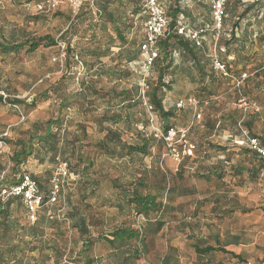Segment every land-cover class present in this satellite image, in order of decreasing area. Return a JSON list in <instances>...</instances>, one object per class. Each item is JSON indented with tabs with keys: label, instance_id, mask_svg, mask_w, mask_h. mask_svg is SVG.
<instances>
[{
	"label": "rangeland",
	"instance_id": "1",
	"mask_svg": "<svg viewBox=\"0 0 264 264\" xmlns=\"http://www.w3.org/2000/svg\"><path fill=\"white\" fill-rule=\"evenodd\" d=\"M41 1L43 0H0L1 42L24 43L45 36L58 42L54 47L42 44L34 53L28 52L26 47L18 54H4L0 51V91L10 96L11 102H22L16 108L13 103L8 105L0 101V136L9 133L7 139L14 141L25 137L22 134L31 129L34 123H43L50 119L61 118L65 123L64 127L72 133L76 132L77 123L83 124L89 134V138L84 140V152L95 164L89 172V178L99 183L95 182L93 194L85 200L84 195L92 190L87 183H83L81 176H76V180L66 184L61 200L55 205L46 206L40 212L41 216L46 213L48 218L57 217L61 221V225L47 229L45 236V240L50 241L62 253L61 258L54 256L52 251H46L40 256L39 250H36L26 254L23 261L17 264H59L64 260L85 264L81 258L84 238L78 230L71 228L70 218H67V214L73 209H79L92 221L91 237L94 247L88 253V259L94 261L92 264H119V261H123L122 257L116 256L118 252L109 257L112 249L103 238L111 230L129 226L141 232L140 241L132 242L139 252V258L134 259L132 264H167L158 258L164 254L166 243L170 246V236L177 232L176 223L171 221L180 216L200 219L198 214L209 212L211 206L200 203L201 198L213 189L220 192L219 194H230V202L227 204L230 203L235 208L222 223L210 220V224L214 226L213 231L234 233L242 244L245 242L250 246L243 251L240 260L232 256L223 255L219 258V255H212V264H263L264 169L258 168L263 163L247 152L248 147L237 145V141L240 140L238 132L241 128L246 129L242 125L246 121L251 122V131L264 142V3L250 11L248 8L253 0H230L229 9L237 6L236 13L229 11L220 31L212 21L209 30H215L216 34L214 31L210 32L211 35L206 32L202 34L203 43L206 44L202 45L206 46L210 62L205 67V72L210 74V77L205 76V85H202V77L193 68L191 61L175 56L176 66L169 71L170 76L166 80L172 86V91H165L164 106L166 110L175 111L176 116L170 124L177 129L189 130L190 140L198 146L192 159L179 163L168 155L165 144L154 137L156 129L164 131L163 121L147 109V126L141 123L136 127L156 140L149 155L119 160L101 153L93 146L94 142L104 137L96 121L103 114L104 105L96 103L98 110H87L89 101H85L84 96H91V93L82 86V82L86 81L90 86L105 92L113 87L119 91L132 88L136 84L139 87L145 84L147 90L148 81L157 82V72L153 66L147 68L141 48L145 39L144 24L147 16L131 13L133 6L128 1L110 5L109 10L115 14L118 28L123 31L128 42L124 47V43L117 37L113 23L105 15L100 17L95 0H80L81 8L76 14L67 5L53 14L38 13L34 6ZM199 1L202 0H192L197 7L198 16L204 21V7ZM161 2L166 12L175 4V0ZM244 10L247 13L241 16ZM194 30L205 31L203 27ZM252 33L255 46L253 48L249 40L250 53L247 57L246 37ZM225 42L229 45H224ZM61 46L65 48L64 65L55 61L61 53ZM121 49L125 53H132L137 59L130 63L125 58L119 60L117 56ZM238 52L241 53L240 60L237 58ZM215 59L227 64L231 77H225L214 70ZM80 63L85 70L81 69ZM117 65L123 72L122 80L96 75L97 70L102 67ZM244 73L247 79L239 90L234 79ZM34 97L38 98V104L30 110ZM190 98L193 102L189 103L187 100ZM180 101H184L183 107H176V103ZM61 105L70 109H61ZM21 114L25 116V120ZM198 114H201V118L197 117ZM231 116L238 121L235 126L229 121ZM140 118L137 113V119ZM108 126L120 129L124 142H134L132 137L136 135L131 132L126 122L117 127L112 123L106 124ZM13 147L12 144L9 145L12 148L11 154ZM11 154L0 155L3 164L8 165L5 171L7 175L14 172L13 164L9 162ZM69 159L76 166V161L72 157ZM212 164H215L214 169L209 172ZM28 165L30 170L21 167V171L39 180L47 193L57 164H40L33 158ZM254 170H258V174L252 173ZM201 175L211 176L215 182L208 184ZM114 181L118 185L125 184L131 190L136 188L134 185L137 182L141 194L158 196L165 206L161 216L169 224V232L161 237L147 235L146 226L153 218L148 219L144 215L140 220L134 206L126 207L122 204L124 207L120 211L109 205L105 207L107 200L116 198L118 201L115 195L118 190L113 186ZM138 181H142L141 186ZM169 187L175 189L171 197H167L162 190ZM11 212L20 227L33 224L32 221L28 222L26 209L20 203L14 202ZM201 228L202 233L204 228ZM46 243L43 245L45 248ZM35 244L38 246L37 241ZM46 254L53 256L48 259ZM207 259L205 256L199 264H205Z\"/></svg>",
	"mask_w": 264,
	"mask_h": 264
},
{
	"label": "trees",
	"instance_id": "2",
	"mask_svg": "<svg viewBox=\"0 0 264 264\" xmlns=\"http://www.w3.org/2000/svg\"><path fill=\"white\" fill-rule=\"evenodd\" d=\"M124 1H128V3L133 6L131 13L136 16L145 15L148 17V14L145 13L143 3H141L142 0H95L96 4H98V13L100 14V17L105 15L113 23L117 37L122 41V43H124L123 46L125 47L128 42L124 37L123 31L118 28V21L115 14L109 10L110 5L115 3L122 4ZM182 1L183 0H175V4L169 8L168 12H166L169 19L168 31L165 37L158 41L157 46L159 49V55L152 65L157 72V82L151 83L148 81L147 90L145 91L148 103L152 108L150 112L163 121L164 132L175 128L172 124H170V121L174 120L176 116L175 111L166 110L164 106L165 91H172V86L170 83H166V80L168 79L167 77L170 76L169 71L173 70L176 66L175 56H181L182 59L186 58L187 61L192 62L193 68L197 70L199 76L202 77L200 79L202 85H205V76L208 75V77H210V74L205 72L206 64L209 62V54L207 53L206 46L202 45L204 41L203 35L201 36V44L198 46L196 45V42L191 39V32H187L186 28H184L185 32L183 34L179 33L181 26L178 25V19L181 15L186 16V12H183L182 10ZM229 2L230 0H227L223 23L227 18L229 11L233 14L236 13L237 6L229 9ZM262 2L264 3L263 0H253L248 10L253 11V8L259 6ZM262 10L264 18V6ZM246 13L247 11L244 10L243 15L241 16L246 15ZM42 44L46 47H54L57 46L58 42L48 36L40 37L37 40H29L24 43H6L0 41V51L4 54H18L26 47L28 52L34 53L41 47ZM223 44L226 46L229 45L227 42ZM117 57L119 60L125 58L127 63L134 62L137 59L135 55L130 52L125 53L123 49H121ZM80 64L82 65L81 68L83 67L85 70L84 65L82 63ZM96 75L101 77L108 76L122 80L123 72L119 70L117 65L115 67H102L97 70ZM82 86L85 89H88L87 91H90L91 93V96H84L85 101H89L87 110H92V108L94 111L98 110L99 107H95L96 103L104 105L103 114L96 120L99 125L100 132L104 134V137L94 142L93 146H95L101 153L119 160L126 159V157L133 159L134 156L145 157L149 155L156 140L153 136L148 137L144 132H140L136 127L141 123L145 124L144 126L146 127L149 122L146 112L147 108L144 106L142 95H140L141 87L136 84L132 88H124L120 91L117 90L116 87H113L105 92L90 86V84L86 81L82 82ZM202 90L205 92V87H203ZM0 100H2L1 97ZM191 100L192 99L190 98V100L188 99L187 101L190 103ZM11 103L16 105L22 104L20 100H13ZM178 103H176V107ZM37 104L38 98L34 97L33 101L30 103V110H33ZM60 108L65 109L67 107L61 105ZM67 109L70 108L68 107ZM137 113L140 114V119H137ZM224 120L227 121L226 118H224ZM229 121H231L234 126L238 122L233 116H231ZM125 122L131 132L136 135H133L132 137L134 141L133 143L123 141V133L120 129L113 128V126L106 127V124L108 123H112V125L117 127ZM64 125L65 123L61 120V118L50 119L43 123L37 122L33 124L31 129L26 130V132L22 134L26 138L20 137L16 141H9L6 139L9 145L12 144L14 146L13 152L9 157V162L13 164L12 169L14 172L11 175H7L5 171L7 170L8 165L3 164L2 156H0V175L2 173H6L5 177L0 180V192L3 189H10L12 186L22 182L21 180L23 176L29 173L26 174V172L21 171V167L27 159L33 155V157L40 164H44L46 162L58 164V160L68 163L71 173L75 177L81 176L83 183H87L92 190L89 194L84 195V199L87 200L90 197V194H93L95 190L94 187L96 185L95 182L98 184L99 181L89 178V172L93 169L95 164L92 160L86 157L84 152L83 145L84 140L89 138L88 131L85 126L80 123L76 124L75 133H72L67 127H64ZM242 125H244V128L246 129L241 128V131L238 132L240 139H243V130H247L251 138L256 140L258 139V137L251 131V122L244 121ZM258 141L264 146V142L262 140V142L259 139ZM244 146L249 148L247 144ZM197 150L198 146L196 147L195 153ZM247 152L253 154L254 158H258L263 163L258 168L264 169V161L258 157V154L250 148ZM194 156L185 159H192ZM69 157H72V159L76 161V166H73ZM248 171L252 170L248 169ZM258 172V170H254L252 173L258 174ZM31 177L38 182L42 194L48 197L47 195L51 191L52 178L50 179V188L46 193V190L43 189L40 181L32 175ZM201 177L205 179L211 178V176L206 175H201ZM138 182L141 186L142 181ZM113 183V186L119 191L118 195L125 194L126 197L128 195L127 205L129 207L134 206V210L137 211L139 216L145 215L148 219L158 218L161 216L165 206L163 205V202L160 201L158 196L141 194L138 190L139 188H137V182L134 185L136 188L133 189V191L128 189L129 187H125V184L118 185L116 181ZM65 186L66 185H64L61 191L58 202L63 197L62 193ZM162 190L163 193H166L167 197H171L175 192L174 187H169L168 189L164 188ZM14 202L20 203L24 207L21 198L9 197L3 200V198L0 197V264H17L21 260L23 261L26 254L33 253L36 250H39L40 256H43L46 251H52L54 256L61 258L62 253L57 250L56 246L50 244V241L45 240L47 229L55 228L56 226L61 225L60 219L57 217L48 218L46 213L44 216H41L40 212L48 206L45 205L43 209L39 211L38 218L32 225L29 224L26 227H20L11 212V207ZM70 212L71 213L67 214V218H70L71 228L78 230L80 235L84 238V249L82 250L81 258L85 261V264H92L94 261L88 259V253L94 247V240L91 237L92 221L79 209H73ZM28 222L31 221L29 220ZM22 232H24V234H22ZM140 239L141 232L139 229L130 226L128 228H116L103 238L112 250L118 252L116 256H119L120 258L122 257V264H132L139 258L138 248L133 246L132 242L140 241ZM36 241L38 242V246L35 244ZM45 243L47 245L46 248L43 247ZM212 251H220L225 254L229 253L233 258H237L239 260L242 258L241 255L228 252L222 247L216 248L213 245L206 246L204 248L197 247L196 249V252L201 255L210 254ZM53 255L46 254L48 259H51ZM57 262H59L58 259ZM59 264L63 263L59 262Z\"/></svg>",
	"mask_w": 264,
	"mask_h": 264
},
{
	"label": "built area",
	"instance_id": "3",
	"mask_svg": "<svg viewBox=\"0 0 264 264\" xmlns=\"http://www.w3.org/2000/svg\"><path fill=\"white\" fill-rule=\"evenodd\" d=\"M145 13L148 14V20L145 25V41L142 44V54L144 56L146 66L149 69L153 64L156 58L159 55L158 41L165 37L168 26L169 19L164 7L161 4V0H142ZM227 0H211V11L214 26L219 31L221 30L224 16H225V6ZM80 0H43L35 4V10L38 13L43 14H53L63 6H69L71 10L76 14L80 11L81 8ZM185 29L181 28L179 30L180 34H183ZM204 31H192L190 37L196 42V45L200 46L201 36ZM220 32H218L219 34ZM219 36V35H218ZM62 50L55 61L60 62L64 65L66 59L65 48L61 46ZM213 68L215 71L223 74L225 77H231V71L229 70L226 63L219 61L218 59L214 60ZM84 70V68H81ZM148 73V72H146ZM147 77V76H145ZM246 74L239 75V78L234 79V84L236 88H240L243 83L246 81ZM146 79L144 78V83ZM145 84L142 85L140 90V95H142L144 106L147 110L151 111V106L148 103V99L145 95ZM0 97L2 101L6 104L11 103L10 96L6 95L4 92L0 91ZM191 102H193L191 100ZM197 104V103H195ZM11 105V104H10ZM13 105V104H12ZM184 101H180L177 106L183 107ZM14 107H18L16 104ZM22 115V114H21ZM198 118H201V114H198ZM22 119L25 120V116L22 115ZM152 122L154 117L152 115ZM243 130V129H242ZM9 133H5L0 136V155L1 154H11L12 148H9V144L6 139ZM243 139L237 141L239 146L248 145L250 149L255 151L258 154V157L264 161V146L258 141V139H253L249 136L247 130L242 131ZM154 137L162 141L167 148L168 155L177 162H183L185 158H191L194 156L197 144L190 140L189 130L187 129H170L167 132H164L161 129H156ZM6 173L0 175V180L5 177ZM52 186L51 191L46 197L42 194L39 184L34 180L31 175H24L22 182L12 186L10 189H3L0 192V197L4 199L9 197L21 198L26 209L28 219L32 222L36 221L39 215V211L43 209L45 205H53L58 202L60 198L61 191L64 185L68 184L71 180H76V177L71 173L68 163L58 160L57 167L52 176ZM143 216H139L140 220ZM63 264H75L68 260H64ZM248 264H252L249 262Z\"/></svg>",
	"mask_w": 264,
	"mask_h": 264
},
{
	"label": "crops",
	"instance_id": "4",
	"mask_svg": "<svg viewBox=\"0 0 264 264\" xmlns=\"http://www.w3.org/2000/svg\"><path fill=\"white\" fill-rule=\"evenodd\" d=\"M196 2V0H195ZM200 4L204 7L203 9V16H204V21L198 16L197 12V7L193 4L192 0H183L181 2L182 10L183 12H186V16L181 15L178 19V25H180L181 28H186L187 32H192L195 31L194 28L198 27H203L205 29V32L208 33L209 35L211 31L215 30H209L210 29V24H212L213 17H212V11H211V2L209 0H202L199 1ZM142 3V1H141ZM174 5V4H173ZM194 6V7H193ZM148 19V17H147ZM182 21H184L182 24ZM147 22V21H146ZM146 22L144 24V28L146 25ZM209 22V23H208ZM216 34V32H215ZM252 43V47L254 48L255 43H254V34H247L246 37V42H247V57H249L250 53V43ZM206 45L205 43H203ZM246 53H243L245 55ZM238 60L241 58V53L238 52L237 55ZM2 101V100H0ZM3 102V101H2ZM28 137V136H27ZM17 140V139H16ZM14 140V141H16ZM238 145V144H237ZM243 147V146H240ZM33 155L30 156L27 161L24 163L22 167H25L26 170H30L31 167H29L28 162L29 160L33 159ZM35 159V158H34ZM36 160V159H35ZM37 161V160H36ZM38 162V161H37ZM214 165L212 164L209 167V172H211L214 169ZM31 172H34L31 170ZM212 178V177H211ZM211 178H206V182L209 183H214L215 181ZM205 179V178H204ZM217 181V179H216ZM219 183V182H218ZM133 191V189H132ZM220 192H217L216 189H213L209 194L205 195V197L201 198L200 203H205V204H211L209 212L205 213H200L198 214L200 219H195V218H183L180 216L177 220H168L171 222L176 223L175 226H177V232L176 234L173 231V235L170 236V246L168 243H166L164 254L160 256L158 259L162 262L165 261L167 264L172 263V264H199V261L203 260L205 256H207V260L205 264H212V255H219L224 257L231 256L229 253L225 254L220 251H212L210 254L206 255H201L196 252L197 247L204 248L206 246L213 245L216 248L222 247L228 252H232L236 255H241L243 251L248 250L249 246L247 243L240 242L239 237L236 236L234 233H229L228 231L226 232H214V226H212L210 223V220L212 222L218 221L219 223H222L224 220L226 221L228 215H231L235 208L232 207V204H227V202H230L231 195L230 194H219ZM118 193H115L118 197V201H116V198H114L112 201L107 200L105 202H108L106 205L114 207V209H118L117 211L122 210V208L126 205L127 207V197L125 194L118 195ZM200 200V199H199ZM122 204L124 206H122ZM196 204V203H195ZM230 212H232L230 214ZM163 217L160 216L158 218H153L150 220V222L147 224V229H146V234L147 235H156V236H163L164 233H168V226L169 224L162 219ZM106 224H104V228L106 229ZM217 227H220L216 225ZM201 227L204 228V231L201 233ZM113 230L109 231L111 233ZM108 233V234H109ZM206 237H203L205 236ZM166 237V236H165ZM167 239V237H166ZM196 240L198 242H196ZM202 242V243H200ZM169 246V247H168ZM117 251H110L109 257H112L114 254H116ZM118 254V253H117ZM116 254V255H117ZM108 257V256H107ZM106 257V258H107ZM187 258V259H186ZM236 259V258H235ZM119 264H122L121 261H119ZM264 264V263H263Z\"/></svg>",
	"mask_w": 264,
	"mask_h": 264
}]
</instances>
